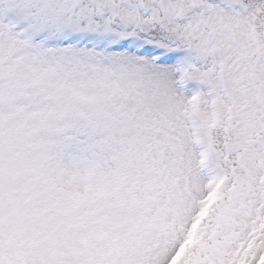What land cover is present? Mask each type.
Segmentation results:
<instances>
[{
    "label": "snow or ice",
    "instance_id": "obj_1",
    "mask_svg": "<svg viewBox=\"0 0 264 264\" xmlns=\"http://www.w3.org/2000/svg\"><path fill=\"white\" fill-rule=\"evenodd\" d=\"M0 264H264V0H0Z\"/></svg>",
    "mask_w": 264,
    "mask_h": 264
}]
</instances>
